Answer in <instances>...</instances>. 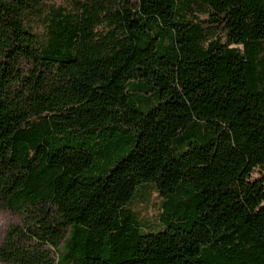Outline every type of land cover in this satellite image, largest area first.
<instances>
[{
	"label": "trees",
	"instance_id": "1",
	"mask_svg": "<svg viewBox=\"0 0 264 264\" xmlns=\"http://www.w3.org/2000/svg\"><path fill=\"white\" fill-rule=\"evenodd\" d=\"M263 169L264 0H0V262L264 264Z\"/></svg>",
	"mask_w": 264,
	"mask_h": 264
},
{
	"label": "rangeland",
	"instance_id": "2",
	"mask_svg": "<svg viewBox=\"0 0 264 264\" xmlns=\"http://www.w3.org/2000/svg\"><path fill=\"white\" fill-rule=\"evenodd\" d=\"M146 201L143 202V197L137 196L134 198L131 207L140 211V218L144 222L150 223V221H157L156 216L160 209V198L158 194L153 191L152 195ZM21 220L22 218L19 214L8 209L0 208V241L3 239L7 228L11 225L19 224ZM0 264L6 263L0 262Z\"/></svg>",
	"mask_w": 264,
	"mask_h": 264
}]
</instances>
